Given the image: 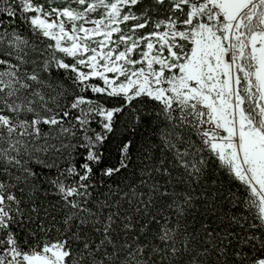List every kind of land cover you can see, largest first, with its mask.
Returning a JSON list of instances; mask_svg holds the SVG:
<instances>
[{"label": "snow or ice", "instance_id": "obj_1", "mask_svg": "<svg viewBox=\"0 0 264 264\" xmlns=\"http://www.w3.org/2000/svg\"><path fill=\"white\" fill-rule=\"evenodd\" d=\"M0 264H264V0H0Z\"/></svg>", "mask_w": 264, "mask_h": 264}]
</instances>
